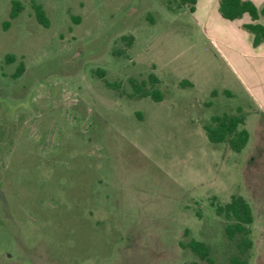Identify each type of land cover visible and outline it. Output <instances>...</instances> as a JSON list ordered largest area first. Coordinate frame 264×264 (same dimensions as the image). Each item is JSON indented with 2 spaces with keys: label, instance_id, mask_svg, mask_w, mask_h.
<instances>
[{
  "label": "rangeland",
  "instance_id": "rangeland-1",
  "mask_svg": "<svg viewBox=\"0 0 264 264\" xmlns=\"http://www.w3.org/2000/svg\"><path fill=\"white\" fill-rule=\"evenodd\" d=\"M11 1L0 0V264H264V113L206 24L178 0H34L45 26L32 0L10 17ZM225 113L248 115L241 150L206 135ZM232 194L253 213L244 253L215 210ZM191 239L209 260L181 245Z\"/></svg>",
  "mask_w": 264,
  "mask_h": 264
},
{
  "label": "trees",
  "instance_id": "trees-1",
  "mask_svg": "<svg viewBox=\"0 0 264 264\" xmlns=\"http://www.w3.org/2000/svg\"><path fill=\"white\" fill-rule=\"evenodd\" d=\"M178 2L186 5L192 12L196 0H178ZM31 6L37 20L47 26L49 18L41 3L32 0ZM22 8L23 3L20 0H12L9 16L15 17ZM218 10L222 16L230 19L240 17L244 12H248L253 20L260 15L264 16V7H257L252 0H218ZM7 24H9V20H6L4 25L6 26ZM243 27L251 33L254 45L264 40L263 23L251 21L244 23ZM131 38L132 36L129 37V43H131ZM22 70L23 63L20 62L16 74L21 73ZM96 71L99 75H103V70L97 69ZM138 92L140 95L150 94L154 98L159 99V94L156 90L148 91L139 88ZM204 129L210 141H226L230 148L236 151L241 150L249 138V131L244 126V115L239 113L214 115L211 117V122L204 125ZM215 210L217 214L223 215L227 220L224 225L225 235L228 238H238L236 245L240 253L247 251L253 244L250 236L253 213L248 200L240 194H232L228 201L223 203L220 201L216 202ZM181 245L189 247L199 257L209 260V248L205 242L191 239L188 242H181ZM231 258L233 264H249L247 260H240L238 254L233 255Z\"/></svg>",
  "mask_w": 264,
  "mask_h": 264
},
{
  "label": "crops",
  "instance_id": "crops-1",
  "mask_svg": "<svg viewBox=\"0 0 264 264\" xmlns=\"http://www.w3.org/2000/svg\"><path fill=\"white\" fill-rule=\"evenodd\" d=\"M252 1L259 8L264 7V0ZM192 12L206 24L213 45L251 96L255 103L253 112L264 113V40L254 45L251 33L243 27L251 21L264 24V16L253 20L248 12H244L240 17L226 18L218 10V0H196ZM247 116L244 125L250 136Z\"/></svg>",
  "mask_w": 264,
  "mask_h": 264
}]
</instances>
